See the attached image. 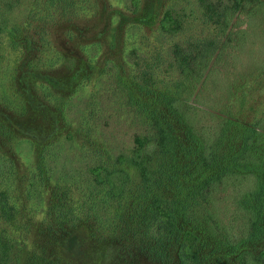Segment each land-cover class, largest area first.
<instances>
[{
	"label": "rangeland",
	"instance_id": "obj_1",
	"mask_svg": "<svg viewBox=\"0 0 264 264\" xmlns=\"http://www.w3.org/2000/svg\"><path fill=\"white\" fill-rule=\"evenodd\" d=\"M210 1L20 0L11 9L9 23L20 28V43L14 46L7 33L0 37V235L10 246L9 264H27L54 203L96 233L89 235L81 263L160 264L138 255L123 236L140 220L139 173L131 171L127 197L117 201L96 181L94 170L130 153L135 135L149 125V111L175 120L160 101V90L184 85L177 106L206 137L227 117L246 73L264 66L263 13L250 42L238 48L234 41L206 81H182L174 47L188 48L211 34L203 24ZM169 9L181 20L174 33L160 28ZM244 23L238 29H246ZM254 97L255 118H264V91ZM5 125L16 139L4 133ZM247 184L232 178L214 193L217 215L236 229L244 220L236 200ZM123 237L125 244L119 242Z\"/></svg>",
	"mask_w": 264,
	"mask_h": 264
},
{
	"label": "trees",
	"instance_id": "obj_2",
	"mask_svg": "<svg viewBox=\"0 0 264 264\" xmlns=\"http://www.w3.org/2000/svg\"><path fill=\"white\" fill-rule=\"evenodd\" d=\"M19 1L0 0V37L7 33L14 46L20 43V28L10 25L9 14ZM263 13L264 0L208 2L203 24L211 34L194 40L188 48L174 47L182 81H206L215 61L230 55L234 41L238 48L250 42ZM174 14L167 10L160 23L162 30L174 33L182 27ZM243 21L246 29H238ZM258 69L245 72L244 85L227 117L206 137L191 126L177 106L186 90L184 85L160 90L158 97L166 110L175 114V120L164 117L163 111H149V125L135 135L130 153L94 170L96 181L117 201L127 197L131 171L139 173L144 193L137 213L140 220L135 231L123 234L131 239L138 255L160 264H264V118H255L257 108L250 105L257 93L263 96L264 66ZM231 86L234 91L235 84ZM232 91L228 90L229 100ZM2 129L16 139L8 125ZM239 177L248 184L236 200L244 213L243 224L236 229L217 215L214 193L227 180ZM40 196L43 199L42 191ZM4 210L5 219H10L9 210ZM79 220L83 219L54 203L42 222L38 240L34 239L36 249L27 264H85L81 262L88 256L89 235L96 233L87 231ZM119 242L125 244L124 237ZM9 262L10 246L0 235V264Z\"/></svg>",
	"mask_w": 264,
	"mask_h": 264
}]
</instances>
